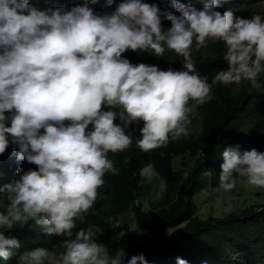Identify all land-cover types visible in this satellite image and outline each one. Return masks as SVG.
<instances>
[{"label":"clouds","instance_id":"obj_1","mask_svg":"<svg viewBox=\"0 0 264 264\" xmlns=\"http://www.w3.org/2000/svg\"><path fill=\"white\" fill-rule=\"evenodd\" d=\"M188 1L119 0L111 13L98 15L90 6L95 0L70 10L0 0V179L8 174L13 180L0 185V201H7L0 211V260H8L10 250L19 247L3 233L29 220L42 225L46 235L73 236L104 174L119 172L107 154L131 145L124 131L129 122L143 121L136 146L148 153L170 139L187 137L194 109L187 102L210 101L217 83L245 80L256 92L264 91V12L234 18L232 7H218L226 0H207L200 8L184 4ZM169 6L178 14L166 12ZM166 20L170 27L162 30ZM217 41L224 43L227 67L209 82L190 50L205 60ZM149 50L182 57L183 70H161L149 56H121L148 55ZM238 149L221 152L219 187L233 189L238 176L264 188V151ZM25 164L37 170L24 173L19 166ZM139 176L141 182L151 181L150 163L139 169ZM92 227L62 240L54 253L44 247L23 252L22 264L49 259L54 264H149L143 253L125 260L122 248L110 255L96 242ZM175 264L188 261L177 256Z\"/></svg>","mask_w":264,"mask_h":264},{"label":"trees","instance_id":"obj_2","mask_svg":"<svg viewBox=\"0 0 264 264\" xmlns=\"http://www.w3.org/2000/svg\"><path fill=\"white\" fill-rule=\"evenodd\" d=\"M261 1L226 0L219 3L218 7L230 6L234 18L249 19L253 14L260 13ZM83 2L30 0L39 8L49 7L53 10H70ZM144 2L157 4L148 0ZM189 2L200 8L207 0H189L184 4ZM117 3L119 0H113L111 5L106 0H95L90 6L99 15L111 13ZM166 12L178 14L171 6ZM161 26L162 30H166L170 23L166 20ZM225 50L222 41L211 43L210 52H205L209 56L204 60L199 51L191 48L190 55L194 58L198 72L207 75L209 82L216 71L227 67V61L222 58ZM170 53L165 51L157 56L149 50L148 55L140 51L133 56H121L128 60L149 56L152 65L161 70H183L182 57ZM212 94L213 98L201 105H195L191 99L187 102V107H194L189 116L187 127L190 131L187 137L176 141L170 139L167 145L148 153L140 152L136 146L143 121L129 122L124 131L131 135V145L126 150L107 154L119 172L104 174V183L97 188L95 202L88 209L84 220H76L71 238L75 237L80 226H96L101 233L97 243L104 244L109 254L114 255L118 246L115 239H110L113 218L130 212L135 218V233L139 240L123 249L125 260L131 255L143 253L149 264H175L177 256L186 259L188 264H264V197L258 204L247 205L240 212L230 211L223 216L209 215L206 218L198 215L196 199L200 191L206 192V183L210 188L219 186L218 175L223 162L221 152L225 147L239 145L238 150L241 152L252 148L264 151V91L256 92L248 81L242 80L228 85L217 83L212 87ZM102 107L109 110V106ZM113 122L120 123L118 119ZM149 163L153 178L141 182L139 169ZM19 167L24 173L37 170L30 164ZM12 181L8 174H4L0 185ZM160 183H163V192L152 202V207H148L143 199L156 194ZM257 194L260 195V192ZM168 229H172L170 234L158 241V236ZM3 234L6 238L15 239L19 247L10 250V258L0 260V264H18L23 252L36 247L52 248L66 238L55 234L46 235L43 226L33 220L26 222L23 228L14 226Z\"/></svg>","mask_w":264,"mask_h":264},{"label":"rangeland","instance_id":"obj_3","mask_svg":"<svg viewBox=\"0 0 264 264\" xmlns=\"http://www.w3.org/2000/svg\"><path fill=\"white\" fill-rule=\"evenodd\" d=\"M254 10V9H253ZM260 13L264 12V0L260 3L259 8ZM190 109V108H189ZM177 159H182L181 156H176ZM180 162V161H179ZM176 165H178L176 163ZM258 190L260 195L257 194ZM206 192L200 191L196 195V199L198 201V215L201 218H206L209 215L213 217L223 216L230 211L240 212L247 205L250 204H258L264 197V188H256L254 186L248 185L245 181V178L238 177L235 179V184L233 189L229 191H224L219 186L213 188L206 183ZM163 192L162 183L157 186V193L153 194L151 197H146L144 200L145 204L148 207H152V202L155 201ZM7 201L0 202V211H2L6 207ZM113 231L110 234L111 240H120L117 243L118 249L129 248L133 244H136L139 240L138 234L136 231V223L134 215L130 212H124L122 214L117 215L113 218ZM86 227L80 226L77 228V231L80 228ZM92 227V226H90ZM94 231L97 233L95 239L101 236L97 227H92ZM172 229H168L167 231L162 232L158 236V241H162L165 237H167ZM128 238V239H127ZM66 239H71V237H66ZM63 240V241H64ZM57 243L54 247L48 248L49 251L55 252L60 250L62 247V242ZM26 253L20 255V260L18 264H22V256ZM45 264H54V259H49L45 261Z\"/></svg>","mask_w":264,"mask_h":264},{"label":"bare ground","instance_id":"obj_4","mask_svg":"<svg viewBox=\"0 0 264 264\" xmlns=\"http://www.w3.org/2000/svg\"><path fill=\"white\" fill-rule=\"evenodd\" d=\"M34 236V235H33ZM46 245V244H45Z\"/></svg>","mask_w":264,"mask_h":264}]
</instances>
